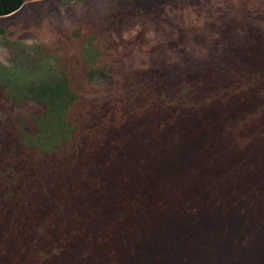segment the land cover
Listing matches in <instances>:
<instances>
[{
  "label": "rangeland",
  "instance_id": "obj_1",
  "mask_svg": "<svg viewBox=\"0 0 264 264\" xmlns=\"http://www.w3.org/2000/svg\"><path fill=\"white\" fill-rule=\"evenodd\" d=\"M175 2L24 0L12 16H0V64L14 65L22 44L48 42V21L62 33L73 30L72 12L103 9L108 23L128 38L143 30L140 41L121 50L120 73L141 77L164 70L194 83L184 93L177 81L171 83L164 108L148 123V136L136 139L143 138L137 150H122L101 179L99 197L81 201H93L87 212L107 232L119 264H264V21L247 20L239 8L243 0H189L185 8ZM245 3L264 10V0ZM137 12L144 15L125 21ZM202 22L215 27L211 44L194 27ZM93 82L114 85L112 78ZM6 89L0 109L24 116L21 108L28 106ZM3 117L0 111V123ZM109 172L118 182H110Z\"/></svg>",
  "mask_w": 264,
  "mask_h": 264
},
{
  "label": "trees",
  "instance_id": "obj_2",
  "mask_svg": "<svg viewBox=\"0 0 264 264\" xmlns=\"http://www.w3.org/2000/svg\"><path fill=\"white\" fill-rule=\"evenodd\" d=\"M246 1L239 5L246 19L264 21V10L249 9ZM23 2L0 0V16L14 13ZM175 3L185 8L190 2ZM157 14L165 16L164 12ZM143 15L137 12L125 21H135ZM145 15L149 20L154 16L147 12ZM69 16L73 30L62 33L55 29V21H48L44 29L51 28L50 41L31 47L22 44L14 55V65L0 64V94L6 95L7 88L16 100H25L32 108L40 109L39 114L28 118H15L12 110L0 109L4 115L0 123V264H119L116 251L109 248L112 244L107 232L97 228V222L87 212L93 201L81 200L99 197L104 185L101 179L122 150H137L135 145L143 138L136 139L148 136V123L157 115V108H164L168 100L164 93L171 83L177 81L182 93L194 83L188 75L175 80L164 70L141 77L112 73V80L121 88L118 97L95 101L88 99L89 92L79 95L73 73L82 68L76 57L71 62L62 59L58 50L73 34L81 39L83 32L88 37H82L80 42L82 61L83 57L97 54L98 43L102 48L104 39L112 42L119 27L108 23V12L103 9L72 12ZM176 27L181 31L188 28ZM194 27L201 28L200 36L208 44L217 36L212 24L202 22ZM142 31L135 30L137 33L128 42L140 41ZM81 175L85 176L82 183ZM109 180L118 182L110 172ZM117 241L120 247L125 245L119 237Z\"/></svg>",
  "mask_w": 264,
  "mask_h": 264
},
{
  "label": "flooded vegetation",
  "instance_id": "obj_3",
  "mask_svg": "<svg viewBox=\"0 0 264 264\" xmlns=\"http://www.w3.org/2000/svg\"><path fill=\"white\" fill-rule=\"evenodd\" d=\"M121 34L119 32L118 35L113 36L112 42H111V39H109V43L107 39L106 41L104 39V46L102 48L99 47V43H98L97 54H92L90 56L83 57L84 59H82V61L80 60V55H82L83 49L80 46V42L81 41L83 42L82 37H88V35L86 34L84 35L83 32L81 33V36H80L81 39L77 40L75 35L73 34L72 39L70 37V40L66 42L67 45L65 47H61L58 50V55L62 59L65 58L66 60L71 62L73 57H76L75 60L77 61V64L78 65L80 64L82 68L81 72H77L78 74L80 73V75L77 78L76 76L78 74L74 77L75 83L77 85L76 89L79 92V95L82 92H90V91L97 92L98 96L92 97V100H97V101L103 100L106 97L108 98L116 97V92H117L116 87L117 86L115 83L112 87L110 86L102 87V85L100 84L96 85L93 81L96 78L101 79V80H109L112 78L113 74L120 73L119 68L116 65V61L118 62V58L121 60L122 55L125 53V50L124 51H121V50L125 49L124 47L130 44V42H128L130 38H128V36H126L125 34H122V35ZM50 35H51L50 29L45 28L44 29L45 40L47 39L50 41ZM91 41L93 42L94 40L92 39ZM44 43H47V42L45 41ZM105 47H109V49L106 50ZM110 48H112V51L110 50ZM118 54H119V57H118ZM111 57H112V60H110ZM110 61H112V63L109 64ZM110 69H112V72L110 71ZM98 86L101 89L97 88ZM100 92L101 94H99ZM9 103L12 105V107H14V110L16 111V113H18L22 109V111L24 112L23 115L25 118H28V116H30L31 114H39V110H40L39 106L32 108L31 104L26 102L25 100L22 101V104L23 103L26 104L28 106L27 108H24V107L21 109L16 108L15 106L17 105L14 104V102L9 101ZM15 116L17 117L18 114H15Z\"/></svg>",
  "mask_w": 264,
  "mask_h": 264
},
{
  "label": "crops",
  "instance_id": "obj_4",
  "mask_svg": "<svg viewBox=\"0 0 264 264\" xmlns=\"http://www.w3.org/2000/svg\"><path fill=\"white\" fill-rule=\"evenodd\" d=\"M15 12H16V11H15ZM15 12H14V13H15ZM14 13H11V14H9V15H6L5 17H9V16H12V14H14Z\"/></svg>",
  "mask_w": 264,
  "mask_h": 264
},
{
  "label": "water",
  "instance_id": "obj_5",
  "mask_svg": "<svg viewBox=\"0 0 264 264\" xmlns=\"http://www.w3.org/2000/svg\"><path fill=\"white\" fill-rule=\"evenodd\" d=\"M89 96H91V95H89Z\"/></svg>",
  "mask_w": 264,
  "mask_h": 264
}]
</instances>
